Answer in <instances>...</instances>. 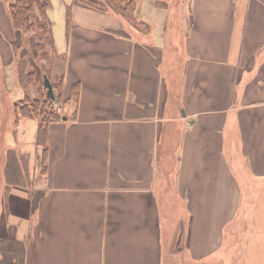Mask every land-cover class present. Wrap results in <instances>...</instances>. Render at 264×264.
Here are the masks:
<instances>
[{
  "label": "crops",
  "instance_id": "1",
  "mask_svg": "<svg viewBox=\"0 0 264 264\" xmlns=\"http://www.w3.org/2000/svg\"><path fill=\"white\" fill-rule=\"evenodd\" d=\"M6 1L0 264H162L176 206L171 263L264 264V0H136L137 26L49 0V78L79 92L47 126L45 171L38 119L13 114L35 49Z\"/></svg>",
  "mask_w": 264,
  "mask_h": 264
},
{
  "label": "trees",
  "instance_id": "2",
  "mask_svg": "<svg viewBox=\"0 0 264 264\" xmlns=\"http://www.w3.org/2000/svg\"><path fill=\"white\" fill-rule=\"evenodd\" d=\"M80 1L87 6L102 10L105 9L107 5L130 24L134 26L142 24L141 22H138L135 15L137 8L136 0ZM6 2L12 28L15 31L30 35L34 39L33 42L37 64L31 66L24 78V84L28 87H32L33 94L32 96L27 94L23 99L16 101L13 104V114L15 121H18L23 117L38 119L36 142L41 146V171H45L47 126L50 122L60 120L63 114V106L68 100L76 103L79 85L73 84L70 88L69 97L64 99L62 94V80L57 79L54 82L50 81L55 91V99L49 98L46 94V89L43 85V77L46 76L50 80L49 67L54 57L51 21L47 14L50 1L8 0ZM11 44L13 50L16 51L18 48L16 41ZM55 104L61 108L60 112L57 111Z\"/></svg>",
  "mask_w": 264,
  "mask_h": 264
},
{
  "label": "rangeland",
  "instance_id": "3",
  "mask_svg": "<svg viewBox=\"0 0 264 264\" xmlns=\"http://www.w3.org/2000/svg\"><path fill=\"white\" fill-rule=\"evenodd\" d=\"M139 28L143 29L142 27H139ZM18 33H19V40L22 43L21 46H24L26 49L29 50L30 49V47H29L30 43L32 45L34 44L33 37H31L30 35H27V34H23L21 32H18ZM11 46H12V44H11ZM17 50H18V48H17ZM30 58H31L32 64H37V62H36L37 61L36 60V55H35L34 51H31L30 52ZM40 62H42V61H40ZM40 62H39V64H40ZM41 65H43V64H41ZM183 213L184 212H183V208L182 207L176 206L174 208H170V209H168V214H166V216L168 217V221L170 223H168V224L162 223V227H163L162 264H169V263L170 264H173V263L174 264H177L178 263L177 260L175 262H172V263H171V261H168V256H167L168 241H167V239L170 236V233L172 232V229L174 227H177V224L176 223L171 224V222L173 221V219L176 220V221H178L179 219L183 218ZM244 224H245V222L242 221V223L239 226V228H241L242 230H244V228H243ZM230 240H232V238ZM236 256L238 257V253L237 252H236ZM236 256H235V259H236ZM237 263H238V261H236V264Z\"/></svg>",
  "mask_w": 264,
  "mask_h": 264
},
{
  "label": "water",
  "instance_id": "4",
  "mask_svg": "<svg viewBox=\"0 0 264 264\" xmlns=\"http://www.w3.org/2000/svg\"><path fill=\"white\" fill-rule=\"evenodd\" d=\"M43 85L46 89V94L48 95V97L51 99H55V91L52 87L50 80L46 76L43 77ZM63 119H65V117H63Z\"/></svg>",
  "mask_w": 264,
  "mask_h": 264
},
{
  "label": "built area",
  "instance_id": "5",
  "mask_svg": "<svg viewBox=\"0 0 264 264\" xmlns=\"http://www.w3.org/2000/svg\"><path fill=\"white\" fill-rule=\"evenodd\" d=\"M56 109L59 111L60 110L59 106H57Z\"/></svg>",
  "mask_w": 264,
  "mask_h": 264
},
{
  "label": "bare ground",
  "instance_id": "6",
  "mask_svg": "<svg viewBox=\"0 0 264 264\" xmlns=\"http://www.w3.org/2000/svg\"><path fill=\"white\" fill-rule=\"evenodd\" d=\"M262 229L264 230V225L262 226Z\"/></svg>",
  "mask_w": 264,
  "mask_h": 264
}]
</instances>
